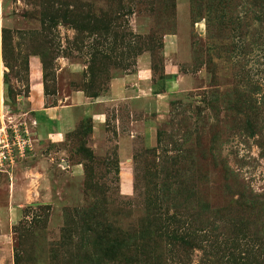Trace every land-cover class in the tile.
Returning <instances> with one entry per match:
<instances>
[{"label": "rangeland", "instance_id": "obj_1", "mask_svg": "<svg viewBox=\"0 0 264 264\" xmlns=\"http://www.w3.org/2000/svg\"><path fill=\"white\" fill-rule=\"evenodd\" d=\"M0 5V127L33 132L31 79L46 105L96 97L146 57L165 94L94 138L89 118L59 143L29 135L0 171V264L264 263V0Z\"/></svg>", "mask_w": 264, "mask_h": 264}, {"label": "crops", "instance_id": "obj_2", "mask_svg": "<svg viewBox=\"0 0 264 264\" xmlns=\"http://www.w3.org/2000/svg\"><path fill=\"white\" fill-rule=\"evenodd\" d=\"M16 1L18 2V0ZM1 8L0 5V11ZM166 39L174 45L173 36H168ZM178 48L181 49L177 46ZM182 53L183 51H181V57ZM177 56L175 61H177ZM150 64L151 61H148L146 57L141 58L135 71L110 81L108 90L100 96L90 97L82 89H76L70 91L62 99L57 98L56 103L53 102L54 104L49 105L45 103L42 78L39 82H33L31 79L29 94L26 98L30 105L29 113H33L30 118L34 129L31 133L34 136V141H38L40 136L48 140L52 139L57 143L62 142L64 139L66 141L76 131L79 120L84 118L90 119L91 135L94 138L95 135L101 134L106 129L107 122L111 121L110 118L114 113L117 116L119 111L126 109L130 114L141 113L145 115L151 108L160 107L162 105L160 98L165 94L154 93L153 73ZM33 65L36 69V78L41 73L39 65L36 62ZM174 67V61L169 62L168 58H164L165 75H170L173 78ZM180 80L179 78L176 79L174 83L177 86L173 84V87H184L185 82L183 83ZM114 108L115 110H113ZM133 125L129 123L128 129ZM81 169L80 165H76L77 175L81 174ZM75 177L79 178L78 176Z\"/></svg>", "mask_w": 264, "mask_h": 264}, {"label": "built area", "instance_id": "obj_3", "mask_svg": "<svg viewBox=\"0 0 264 264\" xmlns=\"http://www.w3.org/2000/svg\"><path fill=\"white\" fill-rule=\"evenodd\" d=\"M29 135L31 136V133L26 126L0 127V171L31 150Z\"/></svg>", "mask_w": 264, "mask_h": 264}, {"label": "trees", "instance_id": "obj_4", "mask_svg": "<svg viewBox=\"0 0 264 264\" xmlns=\"http://www.w3.org/2000/svg\"><path fill=\"white\" fill-rule=\"evenodd\" d=\"M155 93H157V92H155ZM89 127H90V131H91V125H90V119H89ZM93 238L95 239V241H93L92 243L93 244H99L100 243V234L99 233H95L94 235H93ZM120 241H118V240H113V242L111 243V249H112V251H111V253H106V255H112V257L114 256V258H118V255H121L122 254V252H120ZM261 264H264V263H261Z\"/></svg>", "mask_w": 264, "mask_h": 264}]
</instances>
